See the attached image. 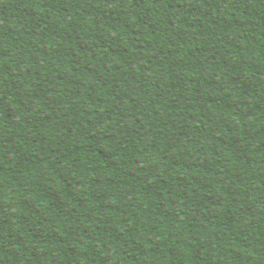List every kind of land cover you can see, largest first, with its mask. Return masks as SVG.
I'll list each match as a JSON object with an SVG mask.
<instances>
[{
	"label": "trees",
	"instance_id": "1",
	"mask_svg": "<svg viewBox=\"0 0 264 264\" xmlns=\"http://www.w3.org/2000/svg\"><path fill=\"white\" fill-rule=\"evenodd\" d=\"M0 264H264V0H0Z\"/></svg>",
	"mask_w": 264,
	"mask_h": 264
}]
</instances>
